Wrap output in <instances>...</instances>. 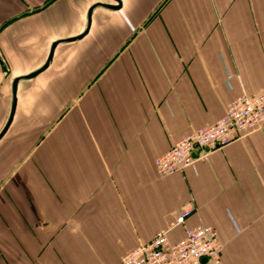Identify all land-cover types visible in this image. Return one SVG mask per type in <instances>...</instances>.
Instances as JSON below:
<instances>
[{
	"label": "crops",
	"instance_id": "1",
	"mask_svg": "<svg viewBox=\"0 0 264 264\" xmlns=\"http://www.w3.org/2000/svg\"><path fill=\"white\" fill-rule=\"evenodd\" d=\"M0 0V264H120L212 227L264 264V124L181 172L154 161L264 92V0ZM96 7L90 18L89 11ZM118 7V8H117ZM202 264H213L204 262Z\"/></svg>",
	"mask_w": 264,
	"mask_h": 264
},
{
	"label": "built area",
	"instance_id": "2",
	"mask_svg": "<svg viewBox=\"0 0 264 264\" xmlns=\"http://www.w3.org/2000/svg\"><path fill=\"white\" fill-rule=\"evenodd\" d=\"M263 124L264 92L241 95L230 101L225 116L213 126L195 130L174 142L169 151L154 161L155 171L161 177L181 172L198 161H205L210 152L260 130ZM190 214V210L183 211L149 243L138 245L123 256L120 264H220L223 245L212 227L188 229L183 239L174 244L169 242V233Z\"/></svg>",
	"mask_w": 264,
	"mask_h": 264
},
{
	"label": "water",
	"instance_id": "3",
	"mask_svg": "<svg viewBox=\"0 0 264 264\" xmlns=\"http://www.w3.org/2000/svg\"><path fill=\"white\" fill-rule=\"evenodd\" d=\"M117 3L119 4V1L117 0ZM99 6H103V7H106V8H116V7H111V6H108V5H95L90 11H89V24H90V18H91V14L93 12V10L96 8V7H99ZM118 8V7H117ZM78 39H70V40H67V41H62V42H57V43H54L52 45V48H51V51H50V54H49V57H48V61L46 62V64L38 71H36L35 73H32L28 76H25L23 78H20V79H17L13 82V105H12V109H11V113H10V116H9V119H8V123L5 127V129L0 133V139L4 136V134L6 133L7 129L9 128L10 126V123L12 121V118H13V115H14V111H15V94H16V85L19 81L21 80H31V79H34L35 77H37L40 73H42L49 65L51 59H52V56H53V52L55 50V48L59 45V44H62V43H70V42H74ZM0 64L3 68V71H4V74L5 73V68L3 66V63L1 62L0 60Z\"/></svg>",
	"mask_w": 264,
	"mask_h": 264
}]
</instances>
